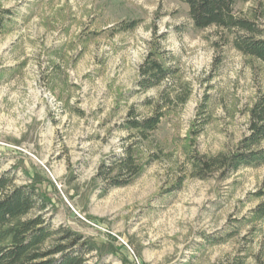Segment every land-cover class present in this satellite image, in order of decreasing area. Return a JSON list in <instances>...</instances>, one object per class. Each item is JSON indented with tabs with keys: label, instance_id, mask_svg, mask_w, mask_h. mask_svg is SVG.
I'll list each match as a JSON object with an SVG mask.
<instances>
[{
	"label": "rangeland",
	"instance_id": "374dc122",
	"mask_svg": "<svg viewBox=\"0 0 264 264\" xmlns=\"http://www.w3.org/2000/svg\"><path fill=\"white\" fill-rule=\"evenodd\" d=\"M0 3L13 12L0 33V172L34 182L56 227L96 243L88 264H264V216L254 215L264 164L200 178L190 160L233 150L249 132L261 61L226 43L222 28H198L182 0ZM237 12L264 35V0ZM154 47L179 72L142 90ZM167 87L172 102L148 143L160 158L109 184L98 172L123 152L130 108L150 114L145 102Z\"/></svg>",
	"mask_w": 264,
	"mask_h": 264
},
{
	"label": "trees",
	"instance_id": "16d2710c",
	"mask_svg": "<svg viewBox=\"0 0 264 264\" xmlns=\"http://www.w3.org/2000/svg\"><path fill=\"white\" fill-rule=\"evenodd\" d=\"M1 1V0H0ZM189 5V14L198 28L218 26L225 31V42L245 56L264 64V35L252 19L239 15L237 5L249 0H182ZM13 12L0 3V33L7 30ZM138 20L126 22L121 30L135 28ZM232 32V35H229ZM157 47L151 49L140 66L138 86L142 90L156 87L166 79L175 78L179 69L167 63ZM164 89L148 115H140L131 107L122 127L128 131L123 152L103 163L99 176L109 184L119 186L132 182L163 150L149 147L151 136L159 129L171 102ZM181 102L187 101L188 93ZM133 138V139H132ZM194 173L200 178L219 171L224 177L244 166L264 164V93H259L249 108V132L235 149L216 155L193 152L190 155ZM50 199L32 183L17 184L15 175L0 172V264H88L96 243L73 229L55 224L47 216ZM254 215L264 216V200L254 209Z\"/></svg>",
	"mask_w": 264,
	"mask_h": 264
}]
</instances>
